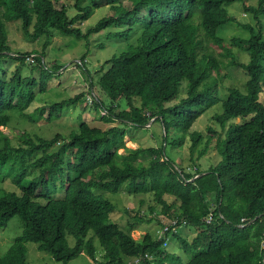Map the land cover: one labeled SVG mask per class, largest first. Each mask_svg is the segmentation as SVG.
I'll list each match as a JSON object with an SVG mask.
<instances>
[{"label":"trees","instance_id":"obj_1","mask_svg":"<svg viewBox=\"0 0 264 264\" xmlns=\"http://www.w3.org/2000/svg\"><path fill=\"white\" fill-rule=\"evenodd\" d=\"M248 1L0 0V60L16 59L20 67L32 53L10 54V21L20 20L29 38L46 36V48L57 35L88 40L92 33L105 31L108 38L133 41L104 63L97 81L85 60L77 63L90 77L91 103L82 91L48 106L50 121L61 117L65 107L81 102L100 112L103 121L119 119L121 126L103 130L81 119L69 137L23 133L18 145L0 130V181L9 179L17 189L0 191V228L17 216L23 225L22 234L0 254V264H39L28 262V243L38 244L64 264L85 252L98 264H130L138 257L141 264H264V35L262 29L257 33L245 25L250 37L234 39L250 54L248 63L239 62L233 50L223 46L221 35L236 22L229 11L235 3H242L261 25L264 0L257 7ZM104 7L112 14L83 33L82 24ZM205 41L225 48L234 57L233 65L248 72V92L232 87L222 102L223 112L214 116L223 128L233 118H243L218 141L220 162L192 173L168 159L165 148L173 128L188 133L219 102L213 88L201 89L220 67ZM46 57L45 52L36 57L39 77H23L20 68L11 79L0 76V127L9 126L13 110L25 113L39 93L50 90L62 66H49ZM48 107L36 109L35 118L44 117ZM157 121L165 128L164 147H126L130 128ZM201 139L202 134L195 133L194 148ZM184 140L172 145H183ZM123 192L151 195L171 221H186L197 230L193 241L172 231L184 247L183 255L167 249L169 237L160 240L146 234L136 240L131 236L134 224L124 229L112 221L118 210L106 194ZM168 196L175 198L173 203ZM210 216L213 221L207 224ZM144 217L134 219L141 222ZM96 243L104 250L101 260Z\"/></svg>","mask_w":264,"mask_h":264},{"label":"rangeland","instance_id":"obj_2","mask_svg":"<svg viewBox=\"0 0 264 264\" xmlns=\"http://www.w3.org/2000/svg\"><path fill=\"white\" fill-rule=\"evenodd\" d=\"M259 0L248 1L249 5L258 6ZM69 7L73 6L71 2ZM229 11L232 16L236 18V22L227 25L221 32L223 38V46L231 48L235 53V57L239 62L248 63L251 60L250 54L243 50V48L236 46L235 38H249L250 34L245 31V25L255 27L258 33L262 29L264 35V17H261V25L250 14L246 12L245 6L242 3H235L229 6ZM76 11L70 8V14L74 15ZM112 14L109 7L95 9L91 18L82 24L81 29L83 33L88 32L89 27L99 22L105 16ZM8 29V46L11 49V55L18 56V54L32 53L26 56L25 65L20 67V62L16 59H6L5 62L0 60V76L6 79H11L16 71L20 68V74L23 77H39L40 68H36V57L40 56L42 52L46 53V62L49 66L60 65L61 71L51 81L50 90L47 93L40 94L38 99L26 110L21 113L13 110L10 124L8 127H0L5 134H7L14 145L20 142V136L23 133H28L30 136H40L47 139L55 137L57 134H63L65 137L78 129L81 119L87 120L92 128H100L108 130L113 127L121 126L120 120L115 119L109 122L103 121L100 117V112L93 107L86 105V103L78 102L74 106L65 107L62 116L52 121L48 120L49 105L69 99L76 94L85 91L86 97L91 103V94L88 93L89 75L77 63L81 60L86 61L87 68L91 71L92 77L97 81L101 75L98 73L104 63L115 55H120L126 48L128 43H133L131 39L127 41L123 39L108 38L105 32L92 33L88 40L84 38H77L74 35H57L51 40L50 45L46 48L48 38L43 36L38 39L29 38L24 34L22 22L20 20L10 21L7 23ZM208 52L212 54L219 62L220 67L214 70L201 89L213 88L219 98V102L209 109H207L195 122L194 127L186 134L183 131L173 128L170 131L169 145H166V132L162 122H151L145 128H130L128 136L125 138V144L128 149L143 148H162L166 145V155L168 159L173 160L177 165L186 170V172H196L197 168L202 171H207L211 167L217 165L221 156L218 151L217 143L225 138L227 130L234 122H242L243 118H233L227 122L226 127L223 128L219 122L214 118L218 113L223 112L222 102L230 96V89L238 87L248 92L247 81L249 79L248 72L241 66L233 65V58L226 53L225 48L215 45L213 42H206ZM35 51V52H33ZM187 84L184 85L186 90ZM95 92L102 96V92L95 87ZM262 94V93H261ZM261 100L264 102V91L261 95ZM109 100H107L108 103ZM178 102L175 100L169 105ZM48 107L45 116L42 118L34 115L35 110L41 107ZM101 115L103 113L101 112ZM195 133L202 134V139L194 148ZM184 138V144L180 146H173L174 140ZM131 139V140H130ZM201 151L202 154H200ZM120 153H125V149H121ZM9 179L0 181V191H16V187L12 185ZM106 198L112 201L116 206L118 213L111 217L112 221L124 229H128L129 224H134L136 230L131 233L136 240L143 239L146 234L158 237L161 240L162 230L164 226L171 223L168 216L163 213V208L153 200L151 195L146 196H129L126 193L106 194ZM168 201L173 203L175 198L168 196ZM154 210V212H152ZM128 211L129 214L125 212ZM135 215L146 216L142 221L134 219ZM151 221V222H149ZM162 224V225H161ZM23 231V225L20 217H14L9 223L8 227L0 228V254L6 253L16 237L20 236ZM197 230L190 226H184L177 230L178 235L184 236L188 241H193L197 237ZM174 235V234H173ZM173 235L169 236V244L166 246L171 252L182 254V243L174 239ZM71 246H74L75 240L70 238ZM98 246V244L96 243ZM28 262L39 264H64L55 260L53 255L49 252L39 249V245L35 243H28ZM97 257L101 260L103 255L102 247L98 246ZM90 256L85 252L76 258L72 259L68 264H94ZM95 264H98L95 263ZM101 264V263H99Z\"/></svg>","mask_w":264,"mask_h":264},{"label":"built area","instance_id":"obj_3","mask_svg":"<svg viewBox=\"0 0 264 264\" xmlns=\"http://www.w3.org/2000/svg\"><path fill=\"white\" fill-rule=\"evenodd\" d=\"M213 221L212 216L209 217V219L206 221L207 224H211ZM184 227L187 226V222L186 221H179V220H174L171 221V223L167 224L164 229L162 230V234H161V238L163 240L166 239V237H169L172 234V231H174L175 233H177V230L180 229V227ZM181 227V228H182ZM169 244V240L166 241L165 245L167 246ZM148 256V254H146V257ZM140 263L141 264V258L138 257L137 259H135L134 263H130V264H137ZM104 264V263H102Z\"/></svg>","mask_w":264,"mask_h":264},{"label":"water","instance_id":"obj_4","mask_svg":"<svg viewBox=\"0 0 264 264\" xmlns=\"http://www.w3.org/2000/svg\"><path fill=\"white\" fill-rule=\"evenodd\" d=\"M137 264H140V263H137Z\"/></svg>","mask_w":264,"mask_h":264}]
</instances>
